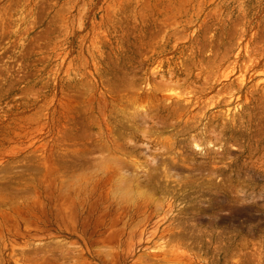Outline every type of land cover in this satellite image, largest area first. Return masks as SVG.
<instances>
[{"label":"rangeland","instance_id":"rangeland-1","mask_svg":"<svg viewBox=\"0 0 264 264\" xmlns=\"http://www.w3.org/2000/svg\"><path fill=\"white\" fill-rule=\"evenodd\" d=\"M0 264H264V0H0Z\"/></svg>","mask_w":264,"mask_h":264},{"label":"bare ground","instance_id":"bare-ground-1","mask_svg":"<svg viewBox=\"0 0 264 264\" xmlns=\"http://www.w3.org/2000/svg\"><path fill=\"white\" fill-rule=\"evenodd\" d=\"M188 131V129L186 128L185 129V131H184V129L181 131V133L182 132H187ZM143 139H145V138H143ZM196 137L195 136H193L192 138H191V140H190V143L195 147V148H198L199 150H201L202 149V147H201V145L196 141ZM158 140V139H157ZM166 140V139H165ZM163 141V140H162ZM168 141V140H167ZM149 142V144H151L150 146H156L157 145V142H150V141H148ZM168 143V142H167ZM166 143V144H167ZM158 144H159V142H158ZM147 148H149V145H148V147ZM172 149V147H169V150H171ZM170 154V153H169ZM117 184H120V185H117V187L118 186H120V188H119V190H118V193L120 194V195H122L123 196V194L124 195H128L127 193H129L130 194V196H131V192H132V194H133V191H132V188H133V190H135V186L127 179V177H125V176H121V177H118V179H117ZM121 185H124V186H121ZM119 191H121V192H119ZM113 204H114V206H116L117 204H116V200H113Z\"/></svg>","mask_w":264,"mask_h":264}]
</instances>
